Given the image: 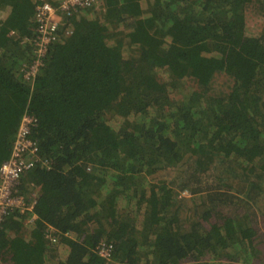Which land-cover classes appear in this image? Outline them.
I'll use <instances>...</instances> for the list:
<instances>
[{
	"label": "trees",
	"instance_id": "obj_1",
	"mask_svg": "<svg viewBox=\"0 0 264 264\" xmlns=\"http://www.w3.org/2000/svg\"><path fill=\"white\" fill-rule=\"evenodd\" d=\"M57 1L0 0V167L24 114L38 150L18 187L31 232L10 212L0 261L264 264V30L246 26L264 0H101L68 18L30 83L36 6ZM177 190L204 199L198 221L173 210Z\"/></svg>",
	"mask_w": 264,
	"mask_h": 264
},
{
	"label": "built area",
	"instance_id": "obj_2",
	"mask_svg": "<svg viewBox=\"0 0 264 264\" xmlns=\"http://www.w3.org/2000/svg\"><path fill=\"white\" fill-rule=\"evenodd\" d=\"M101 6V0H58L55 5L45 2L36 6L34 59L24 71L25 80L32 83L44 66V58L50 47L59 41L61 34L68 37L72 33V26L67 21L70 16L80 10L91 7L99 9ZM34 125L33 117L27 114L22 116L11 155L0 167V228L10 212H17L21 215L30 214L29 222L35 219L32 213L35 201L18 192L21 175L38 161L36 159L37 147L29 138ZM45 238L52 244L57 241L54 230L50 227L46 229ZM110 250V245L102 247L99 254L102 257H108Z\"/></svg>",
	"mask_w": 264,
	"mask_h": 264
},
{
	"label": "rangeland",
	"instance_id": "obj_3",
	"mask_svg": "<svg viewBox=\"0 0 264 264\" xmlns=\"http://www.w3.org/2000/svg\"><path fill=\"white\" fill-rule=\"evenodd\" d=\"M98 12H102V10H97ZM246 26H247V33L249 36H257L264 30V18L259 16L255 13V5L252 3L249 9L246 12ZM110 35H115V37H122V29L120 27H112L109 31ZM225 79L219 78L215 83V90L219 91L221 88L224 87ZM195 85L191 82L187 83V91L191 90ZM177 172H174L176 174ZM164 179H168L166 174H164ZM202 195V194H201ZM174 206L173 210L176 211L178 217L182 222L188 223L191 221H196L199 217L201 212H204L203 209L205 208L204 199L198 195H191L189 191H176L174 194L173 200ZM257 203L259 204L258 211L255 212V218L257 221L255 222L254 226L257 229V235L260 238V244L257 248L263 254L264 252V200L258 199ZM200 219V218H199ZM198 219V220H199ZM197 220V221H198ZM214 221L211 218V221H205L204 224L212 223ZM24 227V229H23ZM21 228V233L27 240L29 232H31V223L29 222V218L25 220L24 226ZM49 228V227H48ZM55 244V243H53ZM3 263H2V262ZM0 264H8L7 261L1 260ZM46 264H55V261H50Z\"/></svg>",
	"mask_w": 264,
	"mask_h": 264
},
{
	"label": "clouds",
	"instance_id": "obj_4",
	"mask_svg": "<svg viewBox=\"0 0 264 264\" xmlns=\"http://www.w3.org/2000/svg\"><path fill=\"white\" fill-rule=\"evenodd\" d=\"M81 11V10H80ZM77 13V12H76ZM67 21L69 22V19H67ZM70 23V22H69ZM71 24V23H70ZM72 26V25H71Z\"/></svg>",
	"mask_w": 264,
	"mask_h": 264
}]
</instances>
